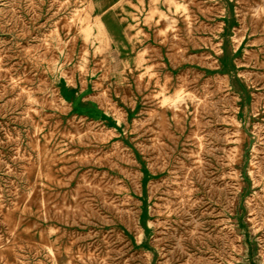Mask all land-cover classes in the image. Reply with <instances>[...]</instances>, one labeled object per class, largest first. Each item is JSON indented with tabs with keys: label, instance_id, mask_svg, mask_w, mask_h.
<instances>
[{
	"label": "rangeland",
	"instance_id": "obj_1",
	"mask_svg": "<svg viewBox=\"0 0 264 264\" xmlns=\"http://www.w3.org/2000/svg\"><path fill=\"white\" fill-rule=\"evenodd\" d=\"M0 264H264V0H0Z\"/></svg>",
	"mask_w": 264,
	"mask_h": 264
}]
</instances>
